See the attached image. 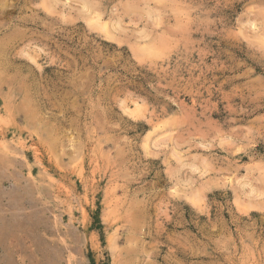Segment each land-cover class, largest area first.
Masks as SVG:
<instances>
[{"label":"rangeland","instance_id":"374dc122","mask_svg":"<svg viewBox=\"0 0 264 264\" xmlns=\"http://www.w3.org/2000/svg\"><path fill=\"white\" fill-rule=\"evenodd\" d=\"M0 264H264V0H0Z\"/></svg>","mask_w":264,"mask_h":264},{"label":"bare ground","instance_id":"6f19581e","mask_svg":"<svg viewBox=\"0 0 264 264\" xmlns=\"http://www.w3.org/2000/svg\"><path fill=\"white\" fill-rule=\"evenodd\" d=\"M106 28V27H105Z\"/></svg>","mask_w":264,"mask_h":264}]
</instances>
